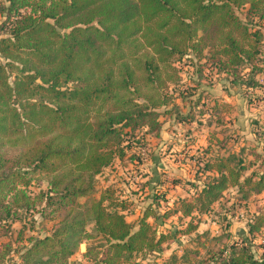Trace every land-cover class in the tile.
Here are the masks:
<instances>
[{"label": "trees", "instance_id": "16d2710c", "mask_svg": "<svg viewBox=\"0 0 264 264\" xmlns=\"http://www.w3.org/2000/svg\"><path fill=\"white\" fill-rule=\"evenodd\" d=\"M3 4L0 22L9 35L0 36V222L12 219L18 195L24 202L20 207L28 210L30 200L40 195V214L59 219L51 233L32 238L24 247V264L33 259L34 264H68L82 244L85 261L80 264H143L136 261L138 255L172 238L149 220L158 223L157 196L164 193L153 195L131 223L125 211L132 201L111 185L98 192L95 178L116 160H136L128 138L142 130H160L161 116L172 112L180 86L178 62L196 60L197 68L224 71L253 67L261 33L236 9L248 5V14L263 19L264 0ZM69 82L73 86H64ZM191 116L189 109L176 119ZM139 138L137 145L145 146ZM11 147L19 150L7 169L10 158L4 148ZM201 169L207 173L201 187L187 181L195 192L179 198L173 211L179 219H190L185 233L197 228L194 217L210 212L228 187L247 185L264 192V175L242 181L245 165L233 154L209 157ZM27 175L39 179L28 180ZM34 180L46 189L31 194L28 187ZM170 214L168 210L162 216ZM263 225L264 215H257L248 232ZM89 239L96 241L93 247L86 245ZM215 264H264V244L255 254L249 243H234Z\"/></svg>", "mask_w": 264, "mask_h": 264}, {"label": "rangeland", "instance_id": "374dc122", "mask_svg": "<svg viewBox=\"0 0 264 264\" xmlns=\"http://www.w3.org/2000/svg\"><path fill=\"white\" fill-rule=\"evenodd\" d=\"M4 1L0 0V21ZM247 7H238L236 11L251 29L261 33L253 67L244 64L224 71L211 66L197 68L200 64L196 60L192 64L183 60L175 62L180 67V86H176L175 99L170 105L174 107L172 112L161 116L160 131L145 134L142 130L138 136L128 138L133 146L129 152L137 156L136 160L117 161V166L111 165L95 178L98 192L110 183L117 185L119 195L121 193L123 198L132 201L125 211L126 219L131 223L152 201L153 195L164 193L163 198L157 196L160 199L158 223L152 218L149 220L159 232L171 233L172 238L163 242L159 249L138 255L136 261L139 263L215 264L234 243H249L255 254L264 244V225L255 232H248V223L254 221L255 216L264 215V192L256 193L247 185L228 187L210 212L194 217L197 228L190 232H184L190 219H179L173 214L176 201L195 192L187 181H196L198 188L201 187L207 175L201 166L209 157L233 154L242 159L245 165L242 181L252 174H256L254 178L264 175V18L251 16ZM8 35V29L2 28L0 22V36ZM64 86L71 87L73 83ZM178 92L185 102L180 101ZM189 109L193 115L190 120L176 119V115L185 114ZM139 137H143L145 146L137 145ZM4 149L10 158L6 163L8 169L19 148ZM28 178L39 179L36 175H27ZM37 181L28 187L31 194L46 189L45 184L38 185ZM40 197L30 200L31 209L28 210L20 207L24 202L18 195L13 203L12 219L0 222V264H24L21 253L29 241L51 233L52 225L59 217L50 221L47 213L40 214ZM79 201L83 203L85 199ZM168 210L171 214L162 216ZM91 228L89 223L88 231ZM87 244L93 247L96 241L89 239ZM84 250V244L80 245L68 264L83 263ZM30 264H34V259Z\"/></svg>", "mask_w": 264, "mask_h": 264}, {"label": "crops", "instance_id": "0c3cea01", "mask_svg": "<svg viewBox=\"0 0 264 264\" xmlns=\"http://www.w3.org/2000/svg\"><path fill=\"white\" fill-rule=\"evenodd\" d=\"M162 127V126H161ZM161 129V128H160ZM160 131V130H159ZM146 134H148V133H146ZM165 134H168V133H166V131H165ZM119 162V163H121V161H119V160H116L115 162H114V166H117V163L116 162ZM135 161V160H134ZM116 163V164H115ZM108 168V167H107ZM107 168H105V169H107ZM108 185H111L110 183H108L107 185H105L104 187H106V186H108ZM112 187H115V188H117L118 189V187H117V185H111ZM120 186V185H119ZM103 187V188H104ZM118 191H119V189H118Z\"/></svg>", "mask_w": 264, "mask_h": 264}]
</instances>
